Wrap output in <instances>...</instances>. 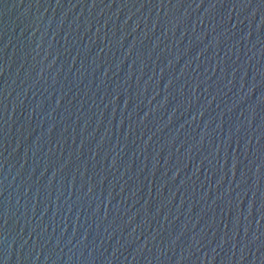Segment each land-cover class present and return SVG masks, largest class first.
Here are the masks:
<instances>
[{"label":"water","instance_id":"obj_1","mask_svg":"<svg viewBox=\"0 0 264 264\" xmlns=\"http://www.w3.org/2000/svg\"><path fill=\"white\" fill-rule=\"evenodd\" d=\"M0 264H264V0H0Z\"/></svg>","mask_w":264,"mask_h":264}]
</instances>
